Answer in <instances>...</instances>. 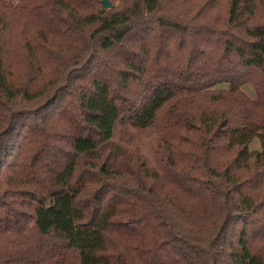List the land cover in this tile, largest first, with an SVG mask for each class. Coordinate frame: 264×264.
Returning a JSON list of instances; mask_svg holds the SVG:
<instances>
[{
	"label": "trees",
	"instance_id": "16d2710c",
	"mask_svg": "<svg viewBox=\"0 0 264 264\" xmlns=\"http://www.w3.org/2000/svg\"><path fill=\"white\" fill-rule=\"evenodd\" d=\"M109 1L0 0V264H264V0Z\"/></svg>",
	"mask_w": 264,
	"mask_h": 264
},
{
	"label": "rangeland",
	"instance_id": "374dc122",
	"mask_svg": "<svg viewBox=\"0 0 264 264\" xmlns=\"http://www.w3.org/2000/svg\"><path fill=\"white\" fill-rule=\"evenodd\" d=\"M249 86H251V85L246 84L245 87H244V89H245L249 94L252 95V94H253V91L251 90V88H250ZM250 148H252V149H258V148H260V145H259L258 141H257V140H253V141L250 143ZM149 150H150L149 147H147V146L144 147V152H145V154H146L148 157L151 156V152H150Z\"/></svg>",
	"mask_w": 264,
	"mask_h": 264
},
{
	"label": "water",
	"instance_id": "95a60500",
	"mask_svg": "<svg viewBox=\"0 0 264 264\" xmlns=\"http://www.w3.org/2000/svg\"><path fill=\"white\" fill-rule=\"evenodd\" d=\"M103 6L104 7H110L112 5V3L109 0H102Z\"/></svg>",
	"mask_w": 264,
	"mask_h": 264
}]
</instances>
